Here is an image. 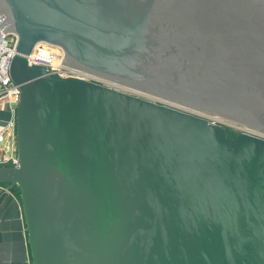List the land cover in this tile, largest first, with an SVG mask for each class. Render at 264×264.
I'll list each match as a JSON object with an SVG mask.
<instances>
[{
	"label": "water",
	"instance_id": "1",
	"mask_svg": "<svg viewBox=\"0 0 264 264\" xmlns=\"http://www.w3.org/2000/svg\"><path fill=\"white\" fill-rule=\"evenodd\" d=\"M32 264H264V0H0ZM63 62L119 89L62 76Z\"/></svg>",
	"mask_w": 264,
	"mask_h": 264
},
{
	"label": "built area",
	"instance_id": "2",
	"mask_svg": "<svg viewBox=\"0 0 264 264\" xmlns=\"http://www.w3.org/2000/svg\"><path fill=\"white\" fill-rule=\"evenodd\" d=\"M1 17V15H0ZM5 27H0V110L8 109L10 118L0 122V165H18L17 158V137H16V108L20 100V88L10 75L11 62L16 54V44L18 42V35L13 31H3ZM27 59L30 64H41L49 68L50 71L58 72L62 76H75L85 78L91 81H96L106 85L114 86L119 89H126L122 86L114 85L113 83L94 76L93 74L75 69L63 64V62L48 58L46 56L37 54L32 50L27 54ZM127 90V89H126ZM206 115V114H205ZM211 121L222 123L226 125L229 131L234 134L240 132H250L257 135H262L245 124L237 121H225L224 117L208 114L206 115ZM233 134V133H232Z\"/></svg>",
	"mask_w": 264,
	"mask_h": 264
},
{
	"label": "crops",
	"instance_id": "3",
	"mask_svg": "<svg viewBox=\"0 0 264 264\" xmlns=\"http://www.w3.org/2000/svg\"><path fill=\"white\" fill-rule=\"evenodd\" d=\"M9 118L7 112L0 115ZM25 227L19 189L0 183V264H32Z\"/></svg>",
	"mask_w": 264,
	"mask_h": 264
},
{
	"label": "rangeland",
	"instance_id": "4",
	"mask_svg": "<svg viewBox=\"0 0 264 264\" xmlns=\"http://www.w3.org/2000/svg\"><path fill=\"white\" fill-rule=\"evenodd\" d=\"M3 112H7V113H9L10 114V112H9V110L8 109H3V110H0V115H1V113H3ZM205 113H207V114H213V113H209V112H205ZM214 115H217V114H214ZM4 116V115H3ZM218 116H220V115H218ZM222 117V116H221ZM222 119H224L225 121L227 120V119H225V118H222ZM7 120V119H6ZM229 120H232V119H229ZM3 121H5V120H2V119H0V122H3ZM234 121V120H233ZM233 134H234V132H232Z\"/></svg>",
	"mask_w": 264,
	"mask_h": 264
},
{
	"label": "bare ground",
	"instance_id": "5",
	"mask_svg": "<svg viewBox=\"0 0 264 264\" xmlns=\"http://www.w3.org/2000/svg\"><path fill=\"white\" fill-rule=\"evenodd\" d=\"M204 114L208 115L207 113H204ZM226 121H228V120H226Z\"/></svg>",
	"mask_w": 264,
	"mask_h": 264
}]
</instances>
